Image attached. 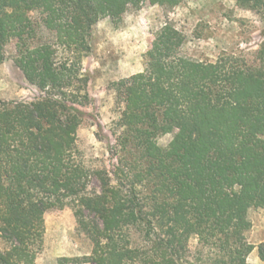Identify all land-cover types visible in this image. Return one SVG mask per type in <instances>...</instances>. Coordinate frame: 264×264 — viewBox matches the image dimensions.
Returning <instances> with one entry per match:
<instances>
[{
    "label": "trees",
    "instance_id": "1",
    "mask_svg": "<svg viewBox=\"0 0 264 264\" xmlns=\"http://www.w3.org/2000/svg\"><path fill=\"white\" fill-rule=\"evenodd\" d=\"M146 1L169 11L182 0H0V64L15 41L39 93L0 100V264H37L45 214L64 208L92 241L89 264H247L256 248L247 233L250 211L264 209V40L252 59L199 60L167 20L143 71L114 84L112 168L78 147L94 27ZM234 1L264 18V0ZM257 249L264 262V242Z\"/></svg>",
    "mask_w": 264,
    "mask_h": 264
},
{
    "label": "rangeland",
    "instance_id": "2",
    "mask_svg": "<svg viewBox=\"0 0 264 264\" xmlns=\"http://www.w3.org/2000/svg\"><path fill=\"white\" fill-rule=\"evenodd\" d=\"M171 21L185 36L182 52L205 61H215L223 52L243 54L252 59L264 40V18L236 5L234 0H182L172 10L146 1L139 9L121 18H104L94 27L91 50L83 59V73L89 78V103L81 107L84 120L77 131V144L87 163L111 169L115 160L113 129L119 118L116 82L144 69V54L156 33ZM16 42L6 47V59L0 64V100L31 101L39 93L25 79L14 61ZM173 133L160 135L156 141L166 147ZM252 227L247 233L251 243L264 238V209L251 210ZM197 240L190 241L195 250ZM92 241L78 227L72 208L50 210L45 214L44 245L37 264H89ZM257 250L247 264H263ZM78 259V261H75Z\"/></svg>",
    "mask_w": 264,
    "mask_h": 264
},
{
    "label": "crops",
    "instance_id": "3",
    "mask_svg": "<svg viewBox=\"0 0 264 264\" xmlns=\"http://www.w3.org/2000/svg\"><path fill=\"white\" fill-rule=\"evenodd\" d=\"M262 242H264V238L261 239V240L259 241L258 244L253 243V244L256 246V248H255L253 251L257 250V252H258L257 246H258L260 243H262ZM253 251H252V255H253ZM257 257H258L259 261H261V262L264 264V262L259 258L258 255H257Z\"/></svg>",
    "mask_w": 264,
    "mask_h": 264
}]
</instances>
